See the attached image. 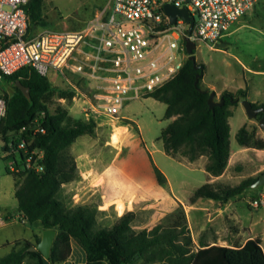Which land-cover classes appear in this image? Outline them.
<instances>
[{
  "label": "trees",
  "instance_id": "trees-1",
  "mask_svg": "<svg viewBox=\"0 0 264 264\" xmlns=\"http://www.w3.org/2000/svg\"><path fill=\"white\" fill-rule=\"evenodd\" d=\"M45 1L29 0L27 4L29 34L36 30L37 24L44 27L48 24ZM204 68L203 63H195L188 56L172 79L148 95L164 101L166 117L172 118L160 135L165 151L189 161L206 156L208 174L218 176L226 171L232 154L229 118L234 113L233 106L241 97H247L248 89L225 88L220 94L224 96V103L211 108L208 102L211 89L201 83ZM202 71L196 84L197 74ZM19 79L30 88V98L15 84ZM7 80L14 83L15 90L11 95L4 93L8 108L0 122V131L6 133L20 128L40 117L43 111L45 116L41 119L46 131L37 133L33 141L45 151L44 168L14 173L18 208L27 222L40 225L41 233L34 235V241L24 238L7 243L11 250L0 256V264H43V253L29 247L41 239L44 228L57 231L51 264L72 256L74 239L84 249L85 259L73 264H264L260 237H249L244 244L210 243L200 237L197 244L180 201L168 222L140 230L133 226L134 210H126L111 225H100L98 209L92 203L67 204L60 191L65 183L79 175L70 147L79 136L94 134L96 121L74 117L62 105L51 111L48 98L53 84L48 76L29 66L8 75ZM253 105L264 106V102H253ZM262 115L261 111L258 116ZM236 138L242 146L264 148V138L258 136L255 126L244 124ZM263 172L235 184L206 180L193 191L189 202L202 197L227 202L251 186ZM157 173L161 181L166 180L159 168Z\"/></svg>",
  "mask_w": 264,
  "mask_h": 264
},
{
  "label": "rangeland",
  "instance_id": "rangeland-1",
  "mask_svg": "<svg viewBox=\"0 0 264 264\" xmlns=\"http://www.w3.org/2000/svg\"><path fill=\"white\" fill-rule=\"evenodd\" d=\"M112 5L113 0H46L44 13L48 24L45 27L37 24L35 29H80L97 12L110 10ZM223 40L228 43L226 47H211L200 41L194 49L197 61L205 65L202 85L214 90L218 98L225 88L244 87L248 89L245 98L252 102H264V0H258L242 14ZM48 77L54 88L48 98L51 111L62 105L74 117L96 121L95 133L79 136L70 147L79 173L81 162L105 170L113 178L110 189L114 193L136 194L156 208L153 212L141 213L133 221L136 230L153 227L155 222H168L172 217V211L168 210L173 208L178 199L187 204L192 229L196 231L198 226L202 227L201 232L207 239L233 244L230 238L240 231L242 238L250 234L260 235L264 249V205L254 207L251 204L264 192V184L251 185L231 198L223 215L233 216L237 222L229 218H216L210 222L209 216L219 213V200L202 197L194 204L189 202L193 191L208 180L205 168L207 157L201 156L195 161H189L173 157L165 151L160 135L172 118L166 117L167 105L164 101L145 94L126 100L119 113L121 118L108 115L88 118L83 107L85 99L91 97L94 81L69 69L63 73L52 69ZM14 90L13 82H0V94L7 92L11 95ZM243 99L241 97L233 106L234 113L229 118L232 154L229 168L219 179L228 184L238 183L264 171V150L256 154L257 148L242 146L236 138L239 128L244 124L255 126L258 136L264 138L259 116H248ZM124 125H128L129 129L121 134L118 144H113V132L117 126ZM12 160L13 156L3 150L0 141V204L2 211L14 215L12 221L0 226V256L10 250L1 240L32 239L33 235L41 233L40 225L27 222L18 208L16 177L10 170ZM157 168L164 173L165 181L159 179ZM78 179L79 175L60 191L61 198L69 205L88 199V194L83 196L79 192ZM97 217L100 225H111L115 221L114 217L100 213H97ZM84 259L85 251L74 239L70 259L56 264H73Z\"/></svg>",
  "mask_w": 264,
  "mask_h": 264
},
{
  "label": "built area",
  "instance_id": "built-area-1",
  "mask_svg": "<svg viewBox=\"0 0 264 264\" xmlns=\"http://www.w3.org/2000/svg\"><path fill=\"white\" fill-rule=\"evenodd\" d=\"M169 1L187 8L192 20L179 15L171 22L163 0H113L110 10L97 12L83 28L29 34V0H0V82L26 66L45 76L69 69L94 81L83 107L88 118H121L126 100L156 90L181 70L189 56L185 36L216 47L258 0ZM7 108L8 99L0 94V122ZM44 116L45 111L20 128L0 131L1 147L13 156V173L44 168L45 151L33 144L37 133L46 131ZM251 204L264 205V196ZM13 219L0 204V226Z\"/></svg>",
  "mask_w": 264,
  "mask_h": 264
},
{
  "label": "crops",
  "instance_id": "crops-1",
  "mask_svg": "<svg viewBox=\"0 0 264 264\" xmlns=\"http://www.w3.org/2000/svg\"><path fill=\"white\" fill-rule=\"evenodd\" d=\"M124 127H126V130L129 129L128 125H124ZM263 150H264V148H257L256 154H259V152H261ZM87 164L88 163H86V162H81L79 179L77 180L79 192L82 193L83 196H85V194H88L86 196V198H88V199H84L82 203H92L98 209V213H100L101 215L114 217L115 220L117 219V217L119 215L124 213L126 210H134L136 213L135 219H137L141 213L146 212V211L148 213L153 212L152 210L156 209V208L148 205L147 200L145 198L138 197L136 194H130V195L129 194L128 195L123 194L122 195L120 193H114L113 190L110 189L112 184H113L112 176L109 173H107L105 170H99L98 168H95V166L87 165ZM228 168L229 167H227V169ZM227 169H226V171H227ZM223 174L218 175V176L208 174V180L220 181L219 179H220V177H222ZM68 183H72V181H70ZM66 184L67 183H65L64 185H66ZM92 196H93V198H92ZM261 196H264V192H262L260 194V197ZM230 200L227 202H222L219 200L221 202V205L219 207V213H216L215 215H210L209 216L210 222L215 220L216 218H229L230 220L237 222L236 218H233V216L223 215V212L225 211V209L228 207V205L231 202ZM93 201H94V203H93ZM118 201H122L124 203V209L122 212H120L117 208ZM178 201H180V200L176 199L175 205L173 206V208L171 210H168V211H173L176 204L178 203ZM196 202H194V203H196ZM182 203L187 210V216H188L187 204L184 202H182ZM194 203H190V204H194ZM223 205H226V206H223ZM160 214H163V212ZM188 222H189V227H190V231H191V234L193 236V239L197 244H198L200 237H203L207 242L218 243L215 239H207L204 236L203 232H201L202 227L198 226L197 230L194 231L191 227L189 216H188ZM157 223L158 222H155L154 225ZM133 226H135V225H133ZM150 228L151 227H149L148 229H150ZM239 232L240 231H237V233H236L237 235L232 236L230 238L233 244H244L245 241L249 237H260L262 239V237L260 235H254V234H250L249 236L242 238V235ZM33 237H34V235H33ZM33 237L30 240H33ZM196 237H198V239ZM18 239H24V238H18ZM15 240H17V239H15ZM15 240H9V239L5 238V240H1V243H3V245H6L7 243L14 242ZM219 244H226V243H219ZM6 246H8L11 250V245H6ZM69 259H67L66 261H68Z\"/></svg>",
  "mask_w": 264,
  "mask_h": 264
},
{
  "label": "water",
  "instance_id": "water-1",
  "mask_svg": "<svg viewBox=\"0 0 264 264\" xmlns=\"http://www.w3.org/2000/svg\"><path fill=\"white\" fill-rule=\"evenodd\" d=\"M164 1V10L170 16L171 22H175L179 15L185 17L187 20H192V15L187 8L178 7L175 4L171 3L169 0ZM187 51L189 53V58L192 59L195 63L197 62L196 56L194 54V49L196 48V43L191 40L188 36H185ZM228 43L224 40L217 42L218 47H226ZM203 75V71L197 74L196 84L198 83L200 77ZM15 84L24 92V94L30 98V88L23 84L19 79ZM208 102L211 108H214L216 105H221L224 103V96L217 97V94L214 90L210 91ZM243 104L246 108L247 114L250 118L258 117L259 113L262 111L263 115L259 118V125L264 130V106H254L253 102L248 99H243ZM264 184V172L260 174L258 179L252 183V185H262ZM55 228H44L42 231L41 239L38 242H35L29 247L31 250H40L43 253V264H51L50 256L52 245L56 237Z\"/></svg>",
  "mask_w": 264,
  "mask_h": 264
},
{
  "label": "bare ground",
  "instance_id": "bare-ground-1",
  "mask_svg": "<svg viewBox=\"0 0 264 264\" xmlns=\"http://www.w3.org/2000/svg\"><path fill=\"white\" fill-rule=\"evenodd\" d=\"M126 130V127H123V126H117V128L115 129V131L113 132L112 134V137H111V142L113 144H118L120 142V137H121V134ZM130 204V203H129ZM117 208L120 212L123 211L124 209V203L122 201H118V205H117Z\"/></svg>",
  "mask_w": 264,
  "mask_h": 264
},
{
  "label": "flooded vegetation",
  "instance_id": "flooded-vegetation-1",
  "mask_svg": "<svg viewBox=\"0 0 264 264\" xmlns=\"http://www.w3.org/2000/svg\"><path fill=\"white\" fill-rule=\"evenodd\" d=\"M260 118V117H259Z\"/></svg>",
  "mask_w": 264,
  "mask_h": 264
}]
</instances>
